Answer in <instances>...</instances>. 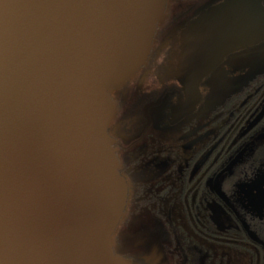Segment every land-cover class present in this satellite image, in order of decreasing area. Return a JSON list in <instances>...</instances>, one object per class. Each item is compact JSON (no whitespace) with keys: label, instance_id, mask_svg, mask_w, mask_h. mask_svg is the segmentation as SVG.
I'll list each match as a JSON object with an SVG mask.
<instances>
[{"label":"water","instance_id":"1","mask_svg":"<svg viewBox=\"0 0 264 264\" xmlns=\"http://www.w3.org/2000/svg\"><path fill=\"white\" fill-rule=\"evenodd\" d=\"M168 1L0 0L2 264H134L113 251L126 191L106 129ZM206 16L170 34L184 86L215 59Z\"/></svg>","mask_w":264,"mask_h":264},{"label":"flooded vegetation","instance_id":"2","mask_svg":"<svg viewBox=\"0 0 264 264\" xmlns=\"http://www.w3.org/2000/svg\"><path fill=\"white\" fill-rule=\"evenodd\" d=\"M204 5L215 59L171 76V32ZM106 129L125 184L113 251L134 264H264V0H169Z\"/></svg>","mask_w":264,"mask_h":264},{"label":"snow or ice","instance_id":"3","mask_svg":"<svg viewBox=\"0 0 264 264\" xmlns=\"http://www.w3.org/2000/svg\"><path fill=\"white\" fill-rule=\"evenodd\" d=\"M0 251H2V249H0ZM0 264H2V261H0Z\"/></svg>","mask_w":264,"mask_h":264}]
</instances>
